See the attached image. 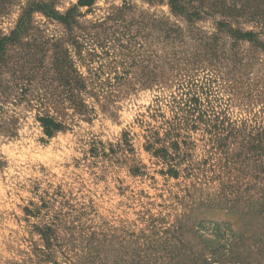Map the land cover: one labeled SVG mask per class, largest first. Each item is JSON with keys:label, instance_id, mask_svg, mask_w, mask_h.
<instances>
[{"label": "rangeland", "instance_id": "1", "mask_svg": "<svg viewBox=\"0 0 264 264\" xmlns=\"http://www.w3.org/2000/svg\"><path fill=\"white\" fill-rule=\"evenodd\" d=\"M77 2L0 0V264H68L92 248L171 264L182 245L207 253L198 236L230 239L228 227L252 239L245 264H264V55L207 18L192 26L247 67L207 61L165 0H96L66 16ZM77 76L85 112L63 83ZM185 94L208 124L178 127ZM38 114L65 129L47 138ZM153 139L171 159L148 150ZM46 227L58 243L43 259Z\"/></svg>", "mask_w": 264, "mask_h": 264}, {"label": "trees", "instance_id": "2", "mask_svg": "<svg viewBox=\"0 0 264 264\" xmlns=\"http://www.w3.org/2000/svg\"><path fill=\"white\" fill-rule=\"evenodd\" d=\"M96 0H78L75 7H73L66 16H69L73 11L80 7H90L93 5ZM171 10V12L180 17L182 20L191 24L190 33H195L193 38L198 46L200 47V51H205L202 56L204 59L207 58L209 62L217 64V60L219 57L224 61L231 62L234 65L237 62V66L239 68L246 66L247 63L241 61H234L235 59H230L226 55V51L223 50L224 42L221 43L214 36H207L199 33L196 28L192 26L198 21H202L207 18H211L214 21V26L218 34H227L234 42L233 46L240 42L249 43L250 47L253 49L254 53H261L264 55V42L261 37L264 35V0H165ZM38 10L44 12L45 15L53 14L47 12L46 6L37 7ZM53 16V15H52ZM216 16H219V20H216ZM25 18H22L19 21L18 28L11 34L14 35L21 29V27L26 24ZM244 23H254V25L260 29L259 33L255 31H245L240 26ZM175 31V30H170ZM180 36V35H179ZM5 40L0 41V51L2 48V44ZM219 56V57H218ZM201 60H204V59ZM229 58V59H228ZM200 63H195V66H199ZM153 82V81H151ZM63 83L65 87H70L68 92L70 103L78 112H85V106L76 95L73 90L84 91L86 88L85 81L78 77L74 79H63ZM79 99V101H78ZM78 101V102H77ZM180 102H177L176 99H173V103L177 104V112L181 114V116L176 115V120L180 121L181 125H185L186 127L189 124H192L191 128L196 129L197 122H203L204 124H208V120H204V113L198 109L197 105H199L198 99H194L190 97V95L185 94V97H180ZM192 113H197L195 117ZM37 121L40 123L42 128V132L44 136L47 138L53 137L55 133L63 131L65 126L61 123L53 119L52 117L44 114H38ZM173 127H170L171 129ZM175 128V127H174ZM170 133L165 136H169ZM231 135L236 136L237 132H231ZM157 136V135H156ZM179 138V135L175 136ZM160 140H154L152 143H149L147 147L148 150L153 151V155L155 157L171 159L167 154L165 148L155 150L154 144H159ZM178 146V144H175ZM171 176L176 177L178 175V171H176L175 167H170L167 171ZM228 233L230 239H225L221 242L222 235H216L214 239L204 238L202 236H198L197 238L203 243H207V253H198L195 250L194 246H191L190 250L185 251L183 245L181 246V250L177 252V254L170 258L169 261L171 264H245L246 258L243 257L246 255L244 252L243 246L246 241L252 243L251 238L241 239L239 234L233 231L228 227ZM41 240L43 243V249L38 251V257L43 259L50 258L52 256V251L50 249L51 246L58 243V237L55 235V230L51 228H44L40 231ZM56 246V245H54ZM251 246V244H250ZM199 248V247H198ZM193 249V250H192ZM93 252L85 253L82 255H74V261L68 260L66 258V263L68 264H145L142 263V260L137 255L132 254V258L127 260V255L125 256H115L112 255L110 251L107 249L105 251H95L92 248ZM187 253V254H186ZM208 256V257H206ZM249 264V263H247Z\"/></svg>", "mask_w": 264, "mask_h": 264}]
</instances>
